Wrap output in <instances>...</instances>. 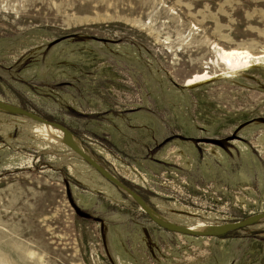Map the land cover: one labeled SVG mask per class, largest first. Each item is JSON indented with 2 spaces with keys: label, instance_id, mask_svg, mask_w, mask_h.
Masks as SVG:
<instances>
[{
  "label": "rangeland",
  "instance_id": "1",
  "mask_svg": "<svg viewBox=\"0 0 264 264\" xmlns=\"http://www.w3.org/2000/svg\"><path fill=\"white\" fill-rule=\"evenodd\" d=\"M218 48L264 52V0H0V102L63 125L168 225L228 227L264 214V62L228 74ZM0 108V264H264V218L163 228Z\"/></svg>",
  "mask_w": 264,
  "mask_h": 264
},
{
  "label": "water",
  "instance_id": "2",
  "mask_svg": "<svg viewBox=\"0 0 264 264\" xmlns=\"http://www.w3.org/2000/svg\"><path fill=\"white\" fill-rule=\"evenodd\" d=\"M0 107H3V108H5V109H7V110H9L11 112L18 113V114H20L22 116L28 117V118H30L32 120L37 121V122H40V123H43V124H46V125H49V126H52V127H55L57 129H59L60 132L65 136L67 146H69V148L73 152H75L78 156H80L82 159H84L89 164H91V166L96 171H98L102 175V177H104L105 179L110 181L113 185H115L119 189L123 190L128 195H130L135 201H137L139 203V205L142 208V210L144 211V213L147 214L151 220H153L154 222H156L157 224H159L163 228H167L168 230H172V231H175V232H178V233L188 234V235H192V236L224 235V234H227V233L232 232V231H237V230L245 227L247 224H250L252 222L257 221L258 219L264 218V214L254 215V216H251V217H249L248 219H246L244 221L231 224L228 227L216 228L214 230L206 231V232H194V231L186 229L185 227L174 228V227L168 225L165 222H161V221L155 219L152 216V214H151V211H150V208H149L148 204L145 201H143L135 192H133L130 189H128L127 187H125L113 175H111L109 173H106L98 164H96L93 161V159L89 158V156H87V154L84 151L73 147L71 145V143L69 142V140L67 139L69 131L65 127H63V126H61L59 124H56V123L48 122V121L44 120L43 118H41V117H39V116L29 112V111H26V110H24V109H22L20 107L7 105V104H4L2 102H0ZM229 140H232V138H229L228 141ZM199 141L201 143H209V144H215V145H219L220 144L219 141L210 140V139H202V140H199ZM70 204H71L75 214L78 217L83 218V219H89L90 218V216L87 213L83 212L74 202H71Z\"/></svg>",
  "mask_w": 264,
  "mask_h": 264
},
{
  "label": "bare ground",
  "instance_id": "3",
  "mask_svg": "<svg viewBox=\"0 0 264 264\" xmlns=\"http://www.w3.org/2000/svg\"><path fill=\"white\" fill-rule=\"evenodd\" d=\"M216 50H217L216 51L217 59L219 58V61L221 60L224 63V65L226 67L225 73H228V74L229 73H236V72H239L243 69H246L247 67H249L251 64H253L255 62H257V63L262 62V61L264 62V52H262L259 55L253 56L252 54H250L249 52H247L245 50H239V49H233V48H231V49L218 48ZM217 62H218V60H217ZM219 65H221V64L219 63ZM214 77H216L215 74H210V72H208L206 70V68H204L201 72L196 73V74L192 75L189 79H187L186 85L188 86V85L199 84L202 82H208V81H211L212 79H214ZM32 121H35V120H32ZM35 122H37V121H35ZM37 123H39V125L41 126V129L44 128V129H42L44 131V135L49 140L56 143V145H60V146H63V147L70 149L69 146H67V144H66L65 136L64 135L62 136V135L57 133L56 130H59V129L52 127V126H49V125H46V124H43V123H40V122H37ZM67 139L69 140V142L71 143V145L73 147L84 151L80 141L78 139H76L73 135L68 133ZM150 211H151L152 216L155 219H157L161 222H166V220L162 216L155 213L151 209H150ZM208 230H209V228L208 229L207 228H199L197 231L205 232Z\"/></svg>",
  "mask_w": 264,
  "mask_h": 264
},
{
  "label": "trees",
  "instance_id": "4",
  "mask_svg": "<svg viewBox=\"0 0 264 264\" xmlns=\"http://www.w3.org/2000/svg\"><path fill=\"white\" fill-rule=\"evenodd\" d=\"M22 109H24L23 107H22ZM25 110V109H24ZM44 120H46V121H48V122H51L50 120H48V119H46V118H43ZM52 123V122H51ZM60 125V124H59ZM61 126H63V125H61ZM64 127V126H63ZM125 187H127L128 189H130L131 191H133V192H135L136 193V191L134 190V188L132 187V186H130L128 183H126L125 181H123V180H119ZM143 201H145L138 193H136ZM238 231V230H237ZM233 232H236V231H232V232H229V233H227V234H230V233H233ZM224 235H226V234H224ZM224 235H219V236H224Z\"/></svg>",
  "mask_w": 264,
  "mask_h": 264
}]
</instances>
